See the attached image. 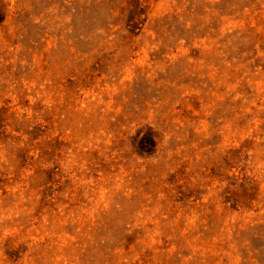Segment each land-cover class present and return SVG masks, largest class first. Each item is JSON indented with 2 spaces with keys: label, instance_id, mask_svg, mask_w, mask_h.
Masks as SVG:
<instances>
[{
  "label": "rangeland",
  "instance_id": "1",
  "mask_svg": "<svg viewBox=\"0 0 264 264\" xmlns=\"http://www.w3.org/2000/svg\"><path fill=\"white\" fill-rule=\"evenodd\" d=\"M0 264H264V0H0Z\"/></svg>",
  "mask_w": 264,
  "mask_h": 264
}]
</instances>
